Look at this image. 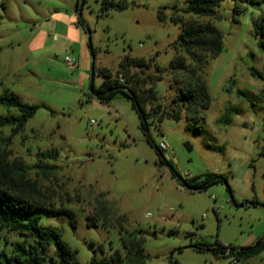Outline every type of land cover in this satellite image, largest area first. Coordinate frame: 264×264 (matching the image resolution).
<instances>
[{
	"label": "rangeland",
	"instance_id": "rangeland-1",
	"mask_svg": "<svg viewBox=\"0 0 264 264\" xmlns=\"http://www.w3.org/2000/svg\"><path fill=\"white\" fill-rule=\"evenodd\" d=\"M113 1L126 5L105 10L104 0H0V96L40 106L16 135L0 128V145L11 163L23 162L35 199L77 213L76 227L67 218L41 223L58 228L78 264H89L100 246L107 253L121 247L120 223L144 239L145 264H264V250L233 262L234 256L196 248L198 239L204 248L241 249L264 238V78L252 73L264 75V4L222 0L216 15L202 17L182 11L187 0ZM173 15L210 22L223 35L222 51L209 55L203 70L210 105L198 119L150 118L144 132L127 95L117 92L108 102L90 95L92 48L96 68L114 76L126 55L149 60L147 67H130L147 107L181 109L176 96L186 75L170 62L180 53L173 43L182 23ZM101 81L96 76V85ZM17 112L0 105V116ZM149 138L166 145L163 155L177 175ZM210 172L226 182L204 191L180 184V177ZM91 217L100 222L89 225ZM22 240L0 232V250Z\"/></svg>",
	"mask_w": 264,
	"mask_h": 264
},
{
	"label": "trees",
	"instance_id": "trees-1",
	"mask_svg": "<svg viewBox=\"0 0 264 264\" xmlns=\"http://www.w3.org/2000/svg\"><path fill=\"white\" fill-rule=\"evenodd\" d=\"M222 0H187L186 6L182 9L184 13L195 16L212 17L216 15V7ZM242 2L245 0H235ZM256 5L264 4V0H247ZM104 9L110 7H123L122 2L104 0ZM78 23L85 24L80 13ZM163 18V14H161ZM172 21L182 23V31L173 43L175 49L180 53L174 56L170 62V69L175 73H184L186 80L178 90L177 99L181 100L185 107H173L170 109L147 107V100L141 89L138 88L137 75L131 73V66L147 67L150 61L145 58H138L126 55L121 62L122 72L117 76L107 68H96L95 77L90 95L101 102H108L117 93L121 92L132 100V106L138 112L141 119V129L148 132L149 119L158 121L164 118L180 120L184 115L187 118H202V111L209 107V92L203 77L207 58L209 55L215 56L223 49V35L217 27L210 22H189L186 23L177 16H172ZM257 33H262V23L256 22ZM260 46L264 49V41H260ZM91 47V43H89ZM95 58L96 50L92 48ZM191 64V65H190ZM256 76L264 78V75L252 69ZM100 76L102 81L96 85L95 78ZM156 93V94H155ZM157 96V91L154 90ZM0 105L7 110L16 109L17 114L0 116V128L11 127L12 134L16 135L24 129L28 120L32 118L37 105L25 103L15 96L1 95ZM193 108V110H192ZM149 109V110H148ZM149 140L156 147L162 164L168 165L177 175L173 165L164 157V150L160 145H155L151 138ZM46 154H42L43 157ZM41 156V155H40ZM49 156L56 159L57 151H52ZM24 164L11 163L0 145V232H16L23 236V240L12 242L10 250L3 248L0 250V264H78L75 253L68 243L63 240V236L54 225L41 223L43 220L52 218H67L72 227L78 224L77 213L69 207H56L54 204H46L35 199L31 195L30 183L24 172ZM180 184L191 191H204L211 185L226 182L225 177L217 173H206L202 177L179 178ZM184 181V184L181 182ZM230 190V188L228 187ZM231 191V190H230ZM254 203V202H253ZM256 201L254 204H257ZM100 222L99 218L88 219L89 225ZM104 226H108L102 222ZM111 225V224H110ZM121 247L112 249L107 253L103 246H100V254L91 258L89 264H145L147 254L144 248V239L138 231H128L122 223L119 224ZM6 241V240H5ZM7 242V241H6ZM199 251H210L215 256H234L235 260L249 258L259 254L264 250V238H261L256 245L234 249L222 243L208 245L204 248L202 242L196 243ZM52 254L50 255V251Z\"/></svg>",
	"mask_w": 264,
	"mask_h": 264
},
{
	"label": "built area",
	"instance_id": "built-area-1",
	"mask_svg": "<svg viewBox=\"0 0 264 264\" xmlns=\"http://www.w3.org/2000/svg\"><path fill=\"white\" fill-rule=\"evenodd\" d=\"M66 61L68 62V63H70V64H77L78 65V60L76 59V58H71V57H67L66 58ZM94 123V121L92 122V124ZM160 147H161V149H166V145L165 144H161L160 145ZM201 242V240L200 239H198L197 241H196V243H200ZM233 262H236L235 260L233 261Z\"/></svg>",
	"mask_w": 264,
	"mask_h": 264
},
{
	"label": "water",
	"instance_id": "water-1",
	"mask_svg": "<svg viewBox=\"0 0 264 264\" xmlns=\"http://www.w3.org/2000/svg\"><path fill=\"white\" fill-rule=\"evenodd\" d=\"M94 65H95V61H94V58H93V63H92V70H91V85H90V90H91V92H92V85H93V81H94V77H95V67H94ZM181 182L184 184V181L183 180H181ZM184 186H186L185 184H184ZM234 202V201H233ZM235 203V202H234ZM237 206V205H236ZM197 248V247H196Z\"/></svg>",
	"mask_w": 264,
	"mask_h": 264
},
{
	"label": "crops",
	"instance_id": "crops-1",
	"mask_svg": "<svg viewBox=\"0 0 264 264\" xmlns=\"http://www.w3.org/2000/svg\"><path fill=\"white\" fill-rule=\"evenodd\" d=\"M73 43V42H72ZM64 44H66V43H64ZM67 45V44H66ZM75 47V46H74ZM73 51H75V49H73ZM78 60V59H77Z\"/></svg>",
	"mask_w": 264,
	"mask_h": 264
}]
</instances>
